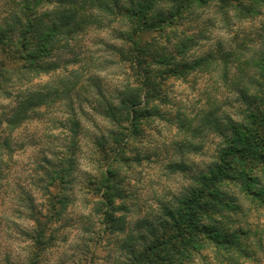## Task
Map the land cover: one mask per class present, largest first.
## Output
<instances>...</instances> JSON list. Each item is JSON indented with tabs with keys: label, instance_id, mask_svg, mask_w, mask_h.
<instances>
[{
	"label": "rangeland",
	"instance_id": "374dc122",
	"mask_svg": "<svg viewBox=\"0 0 264 264\" xmlns=\"http://www.w3.org/2000/svg\"><path fill=\"white\" fill-rule=\"evenodd\" d=\"M226 1L185 11L145 39L174 54L180 75H167L153 116L140 115L136 135L121 147L110 135L123 139L126 132L105 116L106 103L118 106L117 94L139 78L116 60L122 26L112 16L98 14L82 34L62 42L51 59L54 73L0 92L3 123L19 86L81 75L65 98L36 109L29 121L0 125V264H126L169 233L166 210L199 186L224 137L258 103L252 57L264 45V4L245 18ZM22 2L0 0V20ZM175 5L165 0L155 15L164 11L170 19ZM180 44L185 54L176 50ZM256 175L264 184V174ZM218 197L213 220L221 239H238L242 252L213 245L186 264H264V196L225 184Z\"/></svg>",
	"mask_w": 264,
	"mask_h": 264
},
{
	"label": "trees",
	"instance_id": "16d2710c",
	"mask_svg": "<svg viewBox=\"0 0 264 264\" xmlns=\"http://www.w3.org/2000/svg\"><path fill=\"white\" fill-rule=\"evenodd\" d=\"M164 1L68 0L69 8H63L65 0H58V8L49 10L47 6L52 0H24L0 20V92L11 89L14 82L28 84L31 76L32 80L54 73L58 66L51 59L56 57L62 42L68 43L82 34L98 21V14L112 16L111 22L122 26L115 32L123 43L122 47L114 49L116 60L126 63L127 69L139 78L135 86L129 84L117 94L118 106L106 103L105 116L126 132L123 139L114 133L110 135L121 147L122 142L136 135L140 115L153 116L152 102L160 100L167 75H180L173 70L176 66L174 54L157 40L145 42V39L162 32L170 20L181 18L185 11L214 0H174L177 5L172 8L170 19L164 11L155 15ZM226 4L246 18L258 14L264 0H227ZM178 45L176 50L185 54L186 46ZM252 64L259 77L255 110L247 114L243 124L234 125L224 137L216 163L207 175L199 178V186L178 201L176 210H166L168 220L163 224L169 233L140 254L133 255L126 264H186L194 254L213 245L217 249L226 245L227 249H222L226 254L233 250L242 252L238 239L226 242L221 239L223 236L213 220L217 208L212 202L220 201L219 190L225 184L234 185L246 196H264V184L256 175L258 172L264 174V45L252 57ZM186 68L190 67L187 65ZM80 78L78 72L71 71L54 77L52 83L34 88L19 86L14 109L3 123L14 129L29 121L36 109L48 108L65 98ZM4 145L0 142V148ZM254 189H259L263 195H256Z\"/></svg>",
	"mask_w": 264,
	"mask_h": 264
}]
</instances>
